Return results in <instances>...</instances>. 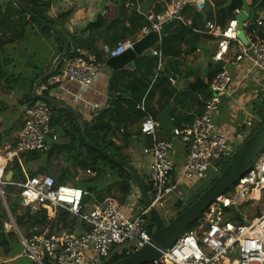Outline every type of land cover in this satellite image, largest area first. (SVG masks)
<instances>
[{"label": "built area", "instance_id": "1", "mask_svg": "<svg viewBox=\"0 0 264 264\" xmlns=\"http://www.w3.org/2000/svg\"><path fill=\"white\" fill-rule=\"evenodd\" d=\"M191 2L155 0L160 10L144 14L147 24L142 27L139 38L151 31L161 33L164 26L174 20L178 25L187 26L184 11ZM241 12L242 9L235 10V17L225 26L210 21L204 30H197L215 39L217 47L212 61L222 62L224 67L209 82L210 96L204 101L203 115L197 117L192 125L175 126L170 132V139L161 138L159 124L147 110V97L137 104L136 109L145 115L140 132L148 140L141 149V155L132 159V163L146 173L145 183L150 188L148 192L152 206L159 212L164 209L168 198L181 190L183 185L191 187L205 179L208 173H219V163L230 160L241 147L237 143L246 140V128L256 127L254 121L247 117L236 132L227 134L214 120L222 97L228 94L233 82L227 65L248 63L249 74L255 75H245V79L254 76L260 80L257 82L259 85H264V7L257 11L252 21L249 17L244 23L249 47L237 37L236 16ZM134 43V39L127 38L115 46L103 44L100 52L107 61L133 50ZM151 55L157 58L155 81L165 67V57L162 49L157 47L151 50ZM63 63L64 66L49 77L47 83L41 84L42 94L51 86L62 88L65 82L89 88L103 68L97 53L81 48L71 49ZM169 81L174 82L172 77H169ZM50 122L49 105L43 101L37 102L26 109L17 141L0 145V198L9 215V231L16 232L23 247L21 255L33 264H108L117 254L125 252L128 256L149 244L152 235L147 218L149 208L143 207L139 215L132 216V209L140 202L135 185L127 204L122 206L111 196L100 200L73 184H58L50 174L33 176L25 182L6 180L8 169L16 157L28 152L47 153L50 143L58 140ZM182 152L185 153L183 163L178 159ZM85 174L95 176L96 172L88 170ZM6 186H14L21 191L22 207L34 211L43 209L49 220L56 216V210H66L82 221L86 230L78 234L63 231L52 235L48 230L38 233L37 228L24 232L8 207ZM256 191L264 192V150L233 186V191L218 196L201 215L200 223L180 235L169 248L162 250L160 257L152 264H264V210L252 219L242 212L243 205L253 201ZM87 194L92 195V207L88 211L85 210L87 203H82ZM234 212H240L242 222L236 220ZM234 255L237 260L230 262Z\"/></svg>", "mask_w": 264, "mask_h": 264}, {"label": "crops", "instance_id": "2", "mask_svg": "<svg viewBox=\"0 0 264 264\" xmlns=\"http://www.w3.org/2000/svg\"><path fill=\"white\" fill-rule=\"evenodd\" d=\"M9 1L10 0H0V6L5 7ZM121 1L122 0H62L57 2L56 0H52L48 16L52 19H56L60 14L71 11L72 13L70 19L65 24V29L74 35L76 40L77 45H73L72 48H81L87 52L101 54V46L103 44L115 46L117 43L116 39L119 35L121 40L129 38L137 41L141 29L144 26V20L142 22H140V20L141 18H145V13L141 12V8L146 0H128L124 7L127 16L126 22L111 28L117 22V16L120 11V7L117 3L121 5ZM191 1L190 5L184 11V18L188 23L186 27L189 29L192 28L193 30L186 34L181 41H175L170 44L166 52H164L161 45L157 46V48H161L163 51L165 67L163 71L160 72V76L156 81L152 80L150 82L151 76L155 75L157 68V58L152 55L150 57L140 56L128 67L116 71L107 65V61L103 58L104 54H102L101 61L103 68L98 73L91 87L84 88L74 82H65L62 88H54V86H51L53 87L51 89L52 97L64 101L74 109H77L86 119L87 123L91 122L106 110L113 109L116 113V108H121L122 116L119 115V120L122 121V128L125 129L124 133L126 134L123 137L127 140V143H125L127 147L130 146L132 138L137 137L136 135L140 131L141 123L145 118V116L139 118L137 112L140 111L137 109L135 110V105L140 103L145 96L147 97V110L154 118L170 108V118L175 126L192 125L196 121V118L199 117L200 113H197V111L203 108L204 101L210 95L209 89L205 87V85L208 86V77L213 69L216 68V63L212 62V56L217 47L216 41L208 35L197 32V30L202 31L206 27L207 16L204 12L211 9L213 13L212 17L215 18L217 8L214 4L216 0ZM154 2L152 8L148 11L158 12L160 10L158 5ZM247 2L251 5L252 0H247ZM98 16H103L106 19V25L93 35H90L89 32H84L87 25L96 21ZM137 19L140 25L136 27L133 33L134 35L126 33V29L132 31V26L137 25ZM9 27L10 30L13 31L14 23L11 22L7 24L5 29L7 30ZM178 27L179 25L172 28L165 37L174 33V30ZM33 28L37 30L35 27ZM43 38L54 44L49 42L50 51L53 49V46L59 51L60 45L56 40L45 35ZM91 38L96 40L92 45L94 48L93 50H89L85 47L86 41ZM27 42L26 37L22 42L24 47L20 51L27 52ZM20 43L21 42L16 45H9L7 47V52L13 53L16 51ZM206 48L211 49V53L208 55L207 59L203 58L204 49ZM58 55L59 54H57V56ZM5 56L11 58L7 53H5ZM52 56L55 57L56 53ZM53 60L54 58H52L51 62H49L44 69H47L48 66L51 68ZM7 63L9 65L7 72L16 75H7L6 79L8 76L22 78L23 71L18 68L20 63H17L15 60L12 61V64H10V62ZM227 66H230L229 70L226 69L232 75L233 82L228 94L222 97L219 110L214 120L216 119L215 124L223 132L231 134L236 132L243 121L249 117L250 111L254 108V103L259 102L264 92L257 86L260 80L254 76L245 79V75H255L252 73L249 74L248 63L229 64ZM37 73H39V71H33L31 74L28 73V75L31 76L26 83ZM196 73H198V75H196ZM169 77H172L174 82H170ZM180 78L184 81L179 84ZM198 79H201V84H197ZM160 80H162L161 83L156 87V84H158ZM146 83H148V88H146V91L144 90L141 92L142 85ZM24 85L25 87H22V85L19 89H13L6 82L0 85V109H2V115H0L1 145L15 143L19 131L23 126L25 111L28 106L25 103L22 104L21 99L29 90L28 85ZM16 91L22 92L19 98V106L22 110L17 117L15 115L12 118L10 112H7L10 101L8 99L15 98ZM172 91H174V94L171 96L170 92ZM182 93H185L186 96L189 94L187 98L185 96L184 107L179 103V94ZM192 93H197L196 95L198 98L195 102L192 101ZM177 109H183V113L187 115V118H177L176 114H174ZM10 119L12 124L10 123V126H7L6 123L9 122ZM177 122H179V125L176 124ZM159 136L164 139H170L171 133H165L163 130H160ZM145 139L147 142L148 139ZM122 140L123 138L119 135L114 139L117 144L123 143ZM130 150L133 159L141 155V149L139 150L132 147ZM182 157H185V153L183 152L178 155V159L181 160Z\"/></svg>", "mask_w": 264, "mask_h": 264}, {"label": "trees", "instance_id": "3", "mask_svg": "<svg viewBox=\"0 0 264 264\" xmlns=\"http://www.w3.org/2000/svg\"><path fill=\"white\" fill-rule=\"evenodd\" d=\"M14 1L15 0H10L5 7L0 6V85L2 83L5 84L6 82L13 89H19L20 83H23L21 78L8 76L6 79L7 75L16 74L7 72V68L9 66L7 62H10V64H12V61L14 59L5 56V53H7V47L9 45H16L19 42L22 43L26 39V33L29 27L37 26L44 35L55 39L60 45L58 54L64 51V43L62 39L48 29L39 25L30 15L25 12V9L30 10L42 20L50 23L51 25L55 26L60 31L65 33L69 37L72 46L76 44V40L74 38V35L69 33L64 27L66 22L70 19L72 13L71 11L62 13L56 19H52L48 16V11L51 8L52 0H19L20 5H18L16 1ZM127 1L128 0H122L121 5L120 3H117V5H119L120 7V11L117 16V22L111 28H113L114 26H118L120 23L126 22L127 16L124 7ZM243 3L244 0H216L214 2L215 7L217 8L215 18L212 17L213 13L211 9L207 12H204V14L207 16V22L216 21L219 25L225 26L231 19L235 17V10L242 9ZM263 7L264 0H252V16L250 17V21L255 18L257 11L261 10ZM11 22L14 23L13 31L10 30V27L6 30L5 26L7 24H10ZM105 25L106 19L103 16H98L96 21L87 25L84 32H89L90 35H93L95 32L101 30ZM132 29H136V26L133 25ZM192 30V28L189 29L184 25H179V27L174 30V33L169 34L163 39L161 46L162 49H164V52L167 51V47L170 44L175 41H181L185 37V35L192 32ZM247 30L251 31V28H248ZM95 41L96 40H94L93 38L88 39L86 41L85 47H87L89 50H93L94 48L92 45L95 43ZM119 41H121L120 35L116 39L117 43ZM97 55L102 60V53H97ZM63 66L64 63L60 64L58 70H60ZM49 69L50 66L45 70H40L39 73L34 75V77L30 81H28V83H25L28 85L29 90L27 94H25V96L21 99L22 104L25 103L28 107H31L39 102V100H36L33 97V88L36 81L47 71H49ZM220 71L221 69L214 68L208 77L209 82H211ZM161 81L162 80H160V82L156 84V87L159 86ZM45 82H47V80ZM55 87L56 86H54V88ZM52 88L53 87H50L48 90L44 91L43 94L45 96L52 97ZM146 88H148V83L142 85L141 92L144 90L146 91ZM173 94L174 91L170 92L171 96ZM185 96V93L179 94V103L182 107H184ZM209 96L206 99H208ZM137 104L135 105V110ZM48 105L51 112V127L55 130L56 133L57 130L60 129V133H58V140L54 143H50V149L47 153L40 154L36 152H28L16 157L8 169V171L12 170L14 172L13 180L15 182H25L31 177L40 174L53 175L51 173V170L49 169V164H51L54 159L60 157L63 163L65 165L69 164V166L64 167L59 175H53L58 184H68L72 182L74 186L86 190L100 200L104 199L107 196H112L113 198L117 199L122 206H125L129 200L134 186L132 178L127 173V171L119 165L109 162L99 152L89 148L84 143L81 137L80 123L74 115L64 110L53 107L50 104ZM116 109V113L113 111V109H110L108 111L106 110L98 117L94 118L91 122H88L86 136L97 147L106 151H110L120 159L131 163L129 160V156L123 153V149L124 147H127V145L124 143L117 144L114 141L117 135L124 138L123 136L126 134L124 133L125 129L122 128L121 125L122 121L119 120V115L122 116L121 108ZM1 113L2 109H0V115H2ZM137 113L139 114V118H143L145 116L142 112ZM260 117H263L264 122V112ZM141 135L142 134L139 131L137 133V136ZM123 142L127 143V140ZM228 161L230 162V160ZM229 162L226 163V167ZM106 167H109V172L105 170ZM88 170L95 171L96 175L93 178L79 179V171ZM106 183H108L105 188L106 192L104 190H99V188L106 185ZM145 185L147 187V190L149 191L150 188L149 186H147V183H145ZM4 190L7 195V203L9 204V206L11 205V203L13 204L12 208H10V211L13 215H17V225L26 233L31 231L33 228L39 229L38 233H43L45 230H48L49 235L63 231H67L70 234H78L81 231L86 230V226L84 225V223L78 218L73 217L66 210L58 209L56 216L53 219L49 220L47 217V212L43 209L34 211L32 208H24L20 206L21 198L19 195L21 191L18 188L14 186H6L4 187ZM115 190H117L116 194L113 193ZM13 196L14 199H12ZM189 202L191 203L185 209L180 210L177 215H179L190 205H192L193 201L191 200ZM19 207H21L22 210L21 212L17 213ZM176 207L178 208V210L182 209L184 207V203L180 201L179 203H177ZM36 213H40V217L36 226L34 227L32 226V217ZM233 215L236 216L237 221L240 220V222H242L241 216L238 214V212H234ZM8 219L9 215L2 207L0 198V264H7L6 261L15 258L16 254L17 256H20L22 254V252L18 253L19 251H17V248L22 247V245L19 242L16 232L14 230L6 231L5 229V224L9 222ZM199 221L200 219H198L188 229V231L197 226V224L200 223ZM150 230L152 234L154 225L151 223ZM125 257H127V254L125 252L122 254H117L109 261L108 264L118 262Z\"/></svg>", "mask_w": 264, "mask_h": 264}, {"label": "water", "instance_id": "4", "mask_svg": "<svg viewBox=\"0 0 264 264\" xmlns=\"http://www.w3.org/2000/svg\"><path fill=\"white\" fill-rule=\"evenodd\" d=\"M18 5H20L19 0H15ZM155 0H146L145 4L141 8L142 13H146L152 8V4ZM25 12L30 15L39 25L48 29L59 38L62 39L64 43V51L60 53L55 61L52 63L51 68L43 76H41L35 83L33 88V97L36 100L43 101L47 104L52 105L60 110H64L76 117L81 126V137L84 143L91 149L96 150L102 156H104L109 162L119 165L127 171V173L132 178L135 187L138 190L140 201L144 208H149V215L154 224V230L151 235V242L145 247L133 252L127 257L115 262L113 264H150L157 260L161 251L169 248L180 235L187 231L206 211V209L215 201V199L226 193L231 187H233L239 179H241L249 170V167L257 156L264 150V122L258 127V129L250 136L238 150L233 154L227 167L221 172V174L215 179V181L210 185V187L186 210L176 215L170 222H166L161 213L152 206V201L144 183L143 178L137 172V170L127 161L120 159L116 155L112 154L110 151L103 150L96 145H94L86 136L87 132V121L83 115L77 110L71 107L64 101L52 98L50 96H45L40 92L41 84L48 80L55 72L58 70L60 64H62L71 50L72 44L69 37L60 31L55 26L42 20L36 14L28 9ZM252 14L251 5L244 0L242 6V12L236 16L238 39L245 46L249 47V42L246 37V30L244 23ZM178 26L177 20H174L166 24L161 31V33L151 31L142 38H139L134 43L133 50H128L122 55L109 58L107 60V65L113 70H121L128 67L140 56H151V50L159 46L161 39L165 38V35L169 31ZM224 64L221 62L216 63V68H223ZM198 75V73H196ZM201 79H198L197 84H201ZM205 87H208L205 85ZM199 116L203 115V108L197 113ZM171 109L168 108L166 111L158 116H155L156 121L159 124V129L165 132H171L175 125L170 118ZM14 172L9 170L6 175V180L11 181L13 179ZM92 198L91 194L84 196L82 203H88ZM6 207V206H5ZM40 217V213H36L32 217V226H36Z\"/></svg>", "mask_w": 264, "mask_h": 264}, {"label": "rangeland", "instance_id": "5", "mask_svg": "<svg viewBox=\"0 0 264 264\" xmlns=\"http://www.w3.org/2000/svg\"><path fill=\"white\" fill-rule=\"evenodd\" d=\"M143 20H144L143 25L147 24L145 18H141L140 22H142ZM137 22H138V19H137ZM139 25L140 24L138 22L136 27H139ZM141 26H142V24H141ZM35 28L37 30H34L33 27H29L27 30V33H26V37H27V41H28L26 43V46L28 47L27 52L20 51L24 47L23 43H20L18 49L16 51H14L13 53L7 52V55L11 56V58H13L17 63H20L18 68L22 69V71H23L22 78H21L23 83H20V86L23 85L22 87H25L24 84L26 83L28 78L31 76V75H28V73L31 74V72H33V71L38 72L40 70H45L44 68L47 66V64L49 62H51L52 58H54V60L52 61V63H53L57 57V54H58V50H57V48H55V46L52 47L53 49H51V51L49 50L48 44H49V42L50 43H52V42L47 41L45 38H43L44 34L39 29V27L35 26ZM125 32L133 34L135 32V29H132V31L126 29ZM55 53H56V56L53 57L52 55H54ZM210 53H211L210 48L204 49L203 58L207 59V57ZM226 68L229 70L230 66H227ZM154 76L155 75L151 76L150 82L155 79ZM182 81H184V80H182V78H180L179 84ZM45 83H47V82H45ZM257 86H259L261 89L264 87V85L262 83H261V85H257ZM15 93H16V95L14 96L15 98L8 99L10 101L8 104L9 108L7 109V112L8 113L10 112V115L12 118L15 115L17 117L21 113V110H22V108L19 106V100H20L19 98H20V95L22 94V92L16 91ZM196 94L197 93H192V99H193L192 101L193 102L197 101L198 96ZM188 96H189V94L186 96V98ZM263 109H264V97L262 96L261 99L259 100V102L254 103V108L250 111L249 117L254 121V123L256 124V127L255 128L254 127H251V128L245 127L246 128V140L250 136H252L253 133L258 129V127L263 123V117H260L264 112ZM174 114H176L177 118L178 117H182L184 119L187 118V115H185L183 113V109L182 110L177 109ZM257 118H258V120H257ZM10 123H11V119L9 120V122L6 123L7 126H10ZM176 124L179 125V122H177ZM58 133H60V129L57 130V134ZM165 133H168V132H165ZM58 136H59V134H58ZM123 141H126L125 137L123 138L122 142ZM245 141L238 142L237 144L242 145ZM123 143L125 144V142H123ZM145 143H146L145 136L141 135V136H137V137L132 138V140L130 141L131 147L130 146L124 147L123 153L129 156L130 162H132V159H133V156H131V154H130V151H131L130 148L134 147V148L140 150L143 148ZM184 161H185V157H182L181 162L183 163ZM228 162H229L228 160H225V161H222L219 163V166H220V172L219 173H217L215 175L213 173L212 174L208 173V175L205 179L197 181L191 187H190V185L185 184V185H183L181 190H178L177 192L172 194V196L168 198L164 209L160 211L162 218L166 222H170L180 212V210L185 209L191 203L189 201L192 200L193 201L192 204H193L210 187V185L215 181V179L221 174V172L226 168V163H228ZM132 164L134 165V167L136 168L138 173L141 175V177H143L144 180L147 182L146 173L144 172V170L141 167H138L137 164H135V163H132ZM49 165H50L49 169L51 170V173L53 175H59L64 167L69 166V164L65 165L60 157L57 159H54L53 162ZM105 170L109 172V167H106ZM82 172H83V174H82ZM110 173H111V171H110ZM78 177H79V179H81V178L83 179V178H93L94 176L93 175L88 176L85 174V171H79ZM70 184H72V182H70ZM107 184L108 183H106V185H104L103 187H100L99 190H104L106 192L105 188H106ZM228 191L232 192L233 187H231ZM113 193L116 194L117 190H115ZM256 193L254 192L255 198L253 199V201H250L249 204H245L242 207V212L249 219L254 218L255 216L258 215V213L260 214L264 210V192L256 191ZM12 199H14V196L12 197ZM180 201H182L184 203V207L182 209L178 210L176 205ZM1 202H2V200H1ZM8 206H9V204H8ZM12 206H13V204L11 203L9 208H12ZM20 206H21V204H20ZM2 207L6 211L5 205L3 203H2ZM91 207H92V201H89L87 203V207L85 208V210L88 211ZM143 207L144 206H143V204H141V201H140L139 204L136 205L132 209L133 210L132 216L136 217L137 215H139L141 213ZM21 210H22L21 207H19L17 213L21 212ZM6 213H7V211H6ZM56 213H57V210H56ZM239 213L240 212H238V214ZM14 217L16 218L17 215H14ZM147 218L149 220V224L150 223L153 224L151 221L150 215H147ZM8 220H10V219H8ZM9 227H11L10 223H8L7 226L5 224V228H8V231L10 229ZM10 231H12V230H10ZM1 251H2V249H1ZM17 251H19L18 253L23 252V247L17 248ZM116 251H117V248L115 249L114 252H116ZM235 260H237V256L234 255L231 257L230 262L235 261ZM6 262H7V264H33V262L30 261L27 257L22 256V255L17 256V254H16L15 258H12ZM46 264H52V263L46 262Z\"/></svg>", "mask_w": 264, "mask_h": 264}, {"label": "clouds", "instance_id": "6", "mask_svg": "<svg viewBox=\"0 0 264 264\" xmlns=\"http://www.w3.org/2000/svg\"><path fill=\"white\" fill-rule=\"evenodd\" d=\"M251 16H252V14H251ZM250 16V17H251ZM246 30V29H245ZM72 49V48H71ZM209 84V83H208ZM209 89V88H208ZM210 94V93H209ZM39 102H41V101H39ZM160 130V129H159ZM58 135V134H57ZM143 136V135H142ZM132 166H133V164H132V162L130 163ZM134 167V166H133ZM138 172V171H137ZM8 173V172H7ZM13 180V179H12ZM3 203V202H2ZM9 207V206H8ZM10 209V208H9ZM35 227V226H34ZM6 229V228H5ZM7 231V230H6ZM21 256V255H20ZM31 261V260H30Z\"/></svg>", "mask_w": 264, "mask_h": 264}, {"label": "bare ground", "instance_id": "7", "mask_svg": "<svg viewBox=\"0 0 264 264\" xmlns=\"http://www.w3.org/2000/svg\"><path fill=\"white\" fill-rule=\"evenodd\" d=\"M256 193V192H255ZM257 194V193H256Z\"/></svg>", "mask_w": 264, "mask_h": 264}]
</instances>
